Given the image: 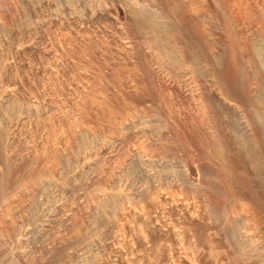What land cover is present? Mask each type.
Returning <instances> with one entry per match:
<instances>
[{
    "label": "bare ground",
    "instance_id": "6f19581e",
    "mask_svg": "<svg viewBox=\"0 0 264 264\" xmlns=\"http://www.w3.org/2000/svg\"><path fill=\"white\" fill-rule=\"evenodd\" d=\"M16 1L0 0L11 264H264V0H51L36 33Z\"/></svg>",
    "mask_w": 264,
    "mask_h": 264
},
{
    "label": "rangeland",
    "instance_id": "374dc122",
    "mask_svg": "<svg viewBox=\"0 0 264 264\" xmlns=\"http://www.w3.org/2000/svg\"><path fill=\"white\" fill-rule=\"evenodd\" d=\"M43 1H45V0H42V1L38 0V1H37L38 3H39V2H40V3L42 2V6H40L41 4H38V3L36 2V0H35V1H34V0H32V1L30 0L31 3L29 2V0H27V1L24 0V2H23V0H21V2L16 1V3H17L19 6L21 5L20 3H22V4L24 3V4H23L24 6L21 5L22 8L25 7L24 10H26V11H27V10H31V11H27V13L25 12L27 15H24V12H23V14H21V13H22V12H21L22 10H21V11L19 12V19H20L21 21L18 19V20H16V21L14 22V23H17V25H19V24L21 25L22 23H25V24L27 23V24H26L27 27H28V26H29V27H30V26L32 27V28L30 27V28H31L30 31H29V27H28V28H27V27H26V28H25V27H22V29H21L22 32H23V30L26 29V31H29V32L33 33L34 30L36 31V29H35V28H36V25L38 26V27H37V30H38V31H39L40 29H41V30H44V29H45L46 24H47V23L45 24L46 19H47L48 17L50 18L51 15L53 16V14H52L53 11H52V9H51L52 6L50 7L52 13H51L50 11H48V10H50V9H49V6H50V5H48V4H49V2H52L53 0H52V1H51V0H50V1H49V0H46L45 3H47V5L44 4ZM91 1H92V0H91ZM34 2H36V5H37V6L35 5ZM27 3H28V5H29V6L27 5L28 7H26V4H27ZM33 3H34V5H33ZM31 4H32L33 6H35L34 9H33V6H32ZM43 6H44V7H43ZM30 7H31V8H30ZM46 7H48V8H47V11H48V12L44 9V8H46ZM41 8H42V9H41ZM33 10H34L36 13H35ZM37 10H38V11H37ZM42 10H43V11L45 10V12H44V15H45L44 17H45V18H43V17L41 16V14H43V13H42V12H43ZM3 12H4V11L0 8V14H1L2 16H3V15H7V16H6V19H9L8 13L5 12V14H4ZM39 12H40L41 14H40ZM48 13H51V15L48 14ZM20 14H21L22 19L20 18ZM38 14H39L40 16H39ZM46 14H47V16H46ZM28 15H29V18H28ZM32 15H33V16H32ZM48 15H49V16H48ZM25 16H26V17H25ZM36 16H37V17H36ZM38 16H39V17H38ZM52 16H51V17H52ZM4 17H5V16H4ZM40 17H41V19H40ZM23 18H24V19H23ZM26 18H28L29 21H31V22H29ZM34 18H38V19H34ZM42 18L45 19V20H42ZM25 20H27V21H25ZM35 20H36V21H35ZM39 20H42V21H44V22L39 21ZM23 21H25V22H23ZM37 21H38L39 24H38V23L36 24ZM28 22H29V23H28ZM34 22H35V25H34ZM40 22L43 23V24H42L43 26L41 25ZM30 23H31V24H30ZM33 25L35 26V28H33ZM44 25H45V26H44ZM24 26H25V25H24ZM41 26H42V27H41ZM43 28H44V29H43ZM32 31H33V32H32ZM24 32H25V31H24ZM34 33H36V32H34ZM156 51H157V50H156ZM27 56H29V57L31 58V60H28V59H29L28 57H27L26 59H27L28 61H31V62H32V56H31V55H27ZM106 62H107V61H106ZM32 63H33V62H32ZM30 64H31V63H30ZM32 65L35 66L34 63H33ZM127 69H128V68H127ZM135 69H136V68H135ZM125 70H126V69H125ZM19 71H20V73H19ZM19 71H18V73H17V76H18V77H19V76H22V75L24 76V74H25L24 71H22V70H19ZM120 71H122V70H120ZM120 71H119V72H120ZM133 72H134V73H133ZM137 72H138V71H132V74H136ZM21 73H24V74H21ZM19 74H21V75H19ZM23 76H22V77H23ZM40 80H41V79H40ZM45 80H46V79H45ZM45 80H44L43 82L41 81V84H43V83L45 82ZM109 81H110V80H109ZM36 82L38 83V85H39L38 87L40 88V85H41V84H40V81H39V80H36ZM47 82H48V81H47ZM110 82H112V80H111ZM46 84H47V83H46ZM52 87H55V86L52 85ZM61 98H62V97H61ZM58 99H60V97L56 96L57 106H58V107H61V106H62L60 112H64L68 107H67L66 105H64V104H59V103L64 102V101H62L61 99H60V100H61V101H60V100H58ZM56 100H55V104H56ZM150 105H151V107L153 106V107L155 108V109L153 110V113H154V114H158L157 112L161 111V109H163V108L165 107V105H166V107H167V108H165V109H167V110L169 109L168 106H167V105H168L167 103H166V104L164 103V105H163V104H161V105H159V104H150ZM63 107L66 108V109H63ZM153 107H152V108H153ZM160 107H163V108H160ZM169 107H171V105H170ZM57 109H58V108H57ZM170 109H171V108H170ZM56 111H57V112H56ZM56 111L46 112V114L43 115L44 117L40 116L41 119H39L40 122H38V123H39L38 130H41V129H43V127H45V126H43V118H44V120H46V122H47V121L52 122L51 124H54V125L56 124V127H59L60 123H58L59 121L55 123V119H56V120H59L58 115H60L61 113H60L58 110H56ZM52 112H53V114H52ZM47 113H49V114H47ZM58 113H59V114H58ZM51 114H52L53 116H52ZM57 114H58V115H57ZM46 115H48V116H46ZM49 115H50V117H49ZM48 117H49V120H48ZM53 117H54L55 119H54ZM52 118H53L54 121L52 120ZM41 120H42V121H41ZM41 122H42V123H41ZM46 122H45V123H46ZM53 122H54V123H53ZM100 122H101V121H98V122H96V124L99 123V125H98V124H97V125H98V126H101ZM40 123H41V125H40ZM96 124H94V123H90V124H88V127H89V126H90L89 128L93 127L92 129H95V130H96V128H95V127H96ZM94 126H95V127H94ZM35 128H36V127H35ZM38 130H37V131H38ZM36 133H37V132H36ZM67 148H68V149H67V152L69 153V155H72L74 150L70 149L71 147H67ZM74 154H75V152H74ZM72 156H73V155H72ZM75 156H76V155H75ZM76 157H77V156H76ZM78 157H79V156H78ZM80 159H81V160H80ZM80 159H79V162H83V161H82L83 159H82V158H80ZM74 170H76V167L74 168ZM74 170H73V171H74ZM16 171H18V170H15V172H14V174H13V176H12V177L14 178V180L18 179V180L24 181V184H25V183L27 182V181H26V180H27V176H24V175H22L21 173L19 174L20 171L17 172V174H15ZM14 175L17 176V177H15ZM21 181H20V182H21ZM20 184H22V183H20ZM26 189H27V188H22L21 190H23V191H20V193L18 192L17 194H21V192H22V194H28L29 192H30V194H34V192H32V191H29V190H28V191H25ZM57 190H58V189H53L54 192H57ZM53 191H52V192H53ZM54 192H53V193H54ZM36 193L41 194V193H39L38 191L35 192V194H36ZM22 194H21V195H18V196H21V198L18 197L19 201H17V202H18L19 204L17 203V206H18L17 208H20V207H21V208H20V213H24V212H25V213H28V211L30 212V210H32V208L35 207V204H34L35 199H36V198L40 199V197H38V196H37V197H33V196H31V198H30L28 195H27L28 197H27V196L25 197V196H23ZM42 194H43V193H42ZM22 196L25 197L24 200H23V197H22ZM32 198H34V199H32ZM21 200H22V202H21V204H20V201H21ZM25 200H26V202H25ZM28 202H30V203H28ZM26 203H27L28 205H26ZM33 204H34V205H33ZM26 206H27V207H26ZM30 207H31V208H30ZM14 208H15V207H14ZM25 209H26V210H25ZM29 209H30V210H29ZM0 210H1V209H0ZM1 213H2V212L0 211V215H1L0 220H1V222H3V223L6 224L7 221H6V219L4 218L3 214H1ZM3 219H4L6 222H5ZM8 249H9V248H8ZM1 255H2V256H1ZM11 255H12V254L10 253V255L7 256V255L4 254V252H2L1 249H0V264H11ZM7 260H8V261H7Z\"/></svg>",
    "mask_w": 264,
    "mask_h": 264
}]
</instances>
